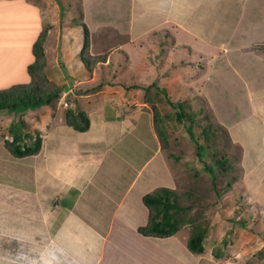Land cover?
Listing matches in <instances>:
<instances>
[{
  "label": "crops",
  "instance_id": "crops-1",
  "mask_svg": "<svg viewBox=\"0 0 264 264\" xmlns=\"http://www.w3.org/2000/svg\"><path fill=\"white\" fill-rule=\"evenodd\" d=\"M230 2L82 0V21L92 53L108 50L101 42L113 49L130 45L135 53L144 40L148 48L162 44L172 49L151 65H164L177 52L181 63L186 48L195 53L203 68L183 76L193 75V87L205 92L218 120L229 125V116L238 114L229 131L241 149V176L246 185L259 188L263 181L254 168L264 172L259 169L264 159V57L246 48L264 41V0H240L236 14L226 10ZM74 30V38L65 36L57 48L65 57L62 64L78 72L81 81L84 66L80 59L73 61L81 37ZM53 67L57 74L59 67ZM163 71L170 72L164 68L155 74ZM99 93H79L69 101L87 113L85 131L64 122L62 96L53 115L45 106L27 110L39 112L45 129L43 121L50 122L37 153L16 157L0 141V264H199L179 237L138 232L148 214L142 196L159 186L173 188L174 172L140 92L130 94L131 105L122 102L116 108Z\"/></svg>",
  "mask_w": 264,
  "mask_h": 264
},
{
  "label": "rangeland",
  "instance_id": "rangeland-1",
  "mask_svg": "<svg viewBox=\"0 0 264 264\" xmlns=\"http://www.w3.org/2000/svg\"><path fill=\"white\" fill-rule=\"evenodd\" d=\"M81 3L82 0H6L1 2L0 88L8 86L10 83L26 81L28 78L26 65L32 59L30 43L35 39L33 37L38 34L40 29L47 26L46 57L49 61L46 67L51 77L57 80L58 84L65 87L67 82V87H65L66 89L63 88L60 96V98L65 96V103H61L64 106L65 113L67 108L79 110L75 106H69V101L83 92H100L98 98L101 97V100L114 104L113 107L115 108L122 102L131 105L132 96L130 94L132 92H140L141 94L143 90L127 88L126 86L134 83L147 85L155 77L158 86L164 84L170 88L169 92L172 95V100H176V96H192L194 93L205 97V92H197L196 87H193V85L195 86V82L191 80L193 75L189 74L188 77L186 73V76H183L186 71L190 72L192 68L189 65L190 59H197L195 53L190 51L187 54V59L184 58L179 63V54L175 50L177 53L171 58H167L166 64L157 66L162 62L158 61L160 56L166 59L165 56L168 54H165V52L172 49L164 48V53L161 54L158 44L148 48L146 40H144L145 43L143 42L141 48L136 49L135 53L134 48L130 45L126 48L117 47V50L107 46L111 44L101 42L108 49H105L107 52L106 60L96 63L91 71H88L83 65L86 76H80L82 77L81 81H78L79 73L76 71L74 73L70 67L68 71L66 66L62 64L61 61L65 57L57 48V43L61 42V39L65 36H68V39L74 38V28H76L78 36L81 37V47L82 28L69 26L77 23L72 22L74 17L77 21L83 20ZM239 3L240 0L230 2L226 10L228 9L230 12L234 10L232 13L236 14ZM61 4L63 7L60 6ZM220 13H223L221 3ZM250 46L246 49L251 50L253 54H258L255 52L254 47ZM231 51L234 52L235 50ZM89 52L92 55L96 54L90 51V41ZM100 53L104 52L100 51ZM74 58V62H80L79 52ZM130 59L134 61L133 64H130ZM153 61L158 64L151 65L150 63ZM73 65L75 66V64ZM53 66L59 67L56 71L57 74L54 73ZM164 68L165 70L169 69L170 72L167 74L166 71H163L158 76L155 74L156 71L160 73ZM200 71H196L197 74L200 75ZM63 74H66V77H63ZM162 76H164V79L169 77L168 81L163 82ZM171 87L172 89L176 88V91H171ZM89 88H93V90L89 91ZM66 93L67 95H65ZM135 93L133 96H135ZM223 93V96H225L226 92ZM139 99L142 100V95L139 96ZM58 101L50 106H45L47 109L45 112L52 114V110L55 109V104ZM206 101L208 102L207 99ZM166 108L167 111L172 112L168 105H166ZM65 113L63 116L64 122L66 119ZM40 116L39 112L36 111H25L21 116L12 112H0V141L11 139L8 131L11 124H13V127L19 128L21 132H29L32 138L39 136L42 142L43 134L50 131V122L46 119L43 121L42 124L48 127L45 129L42 125H39ZM216 120L224 126L223 128H226L227 132L219 129L217 136L211 141V145L206 148L207 160L213 157V154H217V156L227 155L229 165L234 169L236 168L235 171L234 169L232 171L238 172L239 176L242 172L240 166L241 149L238 144L230 142L229 131L230 125L238 122V114L229 116V125L223 123L220 119L216 118ZM167 124L170 138L168 148L164 152L165 154L171 152L173 156L178 157L176 159H173L172 156L171 159L169 158L171 171L174 172L175 179L173 188L181 195L182 205L191 204L188 210L189 215H198L199 220L202 223L203 221L206 222L204 224L207 226L204 251L200 254H194V257L199 260L198 263L264 264V172L254 168L256 175L263 181L259 188L246 185L242 176L241 178L236 175L231 177L233 172L229 174L223 172L212 183L211 174L203 172L204 164L197 162L196 145L191 142L189 134L182 123L170 118L167 119ZM195 131L197 132V130ZM256 131L250 135V139H256ZM260 165L262 167H259V169H263L264 159ZM228 180L230 182L236 181L233 182L232 187L226 188L225 185ZM188 231L189 228L182 227L173 236H177L183 241ZM216 255L218 256L216 257ZM187 257L189 258L190 255H187Z\"/></svg>",
  "mask_w": 264,
  "mask_h": 264
},
{
  "label": "trees",
  "instance_id": "trees-1",
  "mask_svg": "<svg viewBox=\"0 0 264 264\" xmlns=\"http://www.w3.org/2000/svg\"><path fill=\"white\" fill-rule=\"evenodd\" d=\"M60 6L63 7L62 4ZM72 22L77 23L69 25L70 27L77 26L82 28L83 35L79 59L85 68L91 71L96 63L106 60L107 52L90 54L88 27L83 21H77L76 17H74ZM47 34L48 28L44 26L32 41V60L26 65L28 80L0 88V112H12L21 116L23 112L29 109L50 106L59 100L64 85L58 84L57 80L51 77L46 67L48 62L46 57ZM161 46H159V49L162 54L164 48H161ZM250 47H254L255 52L264 57V41L251 44ZM185 51L189 53L191 50L186 48ZM161 59H163L162 56H160V61ZM190 60L189 65L192 68H203L200 62L195 61L196 59ZM156 80H152L147 85L134 83L126 87L143 90L141 101L150 110L152 126L162 152L165 154L164 150L169 145L170 137L167 119L173 118V120L182 123L189 134L191 142L196 145L197 162L204 164V170H202L204 173L211 174L212 183L223 172L228 174L233 172L231 177L238 176V172H234L236 168L234 169V167L229 165L227 155L217 156V154H213V157L207 160L208 153L205 152L207 146L211 145V141L217 136L219 129L227 131L216 120L215 114L205 97L194 93L192 96H176V100H172V95L169 92L170 88L165 85L158 86ZM91 89L93 90V88ZM91 89L89 88L88 90L90 91ZM172 90L176 91V88L172 89L171 87ZM166 105L172 109V112L167 111ZM65 114L66 124L74 130L85 131L88 128L89 119L85 111L67 108ZM8 132L11 139H5L3 143L13 156L21 157L35 154L39 151L41 146L39 136L32 138L29 133L21 132L19 128H14L13 124H11ZM230 142L234 143L231 139ZM166 154L165 157L169 163L171 156L173 159L178 158L176 155L173 156L171 152ZM233 169L234 171H232ZM238 177L241 178V173ZM233 182L228 180L225 187H232ZM180 196L175 188L165 186L156 187L152 191L145 193L142 196V202L147 208V221L145 224L138 226L137 230L142 235L149 237H167L173 236L182 227H187L189 231L183 243L189 252L200 254L204 251V239L207 233V226L204 223L206 222L203 221L202 223L198 215H189L188 210L191 204L182 205V197L180 198Z\"/></svg>",
  "mask_w": 264,
  "mask_h": 264
}]
</instances>
